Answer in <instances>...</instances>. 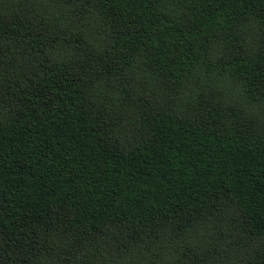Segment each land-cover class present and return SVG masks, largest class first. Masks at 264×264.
<instances>
[{
    "label": "trees",
    "instance_id": "16d2710c",
    "mask_svg": "<svg viewBox=\"0 0 264 264\" xmlns=\"http://www.w3.org/2000/svg\"><path fill=\"white\" fill-rule=\"evenodd\" d=\"M0 264H264V0H0Z\"/></svg>",
    "mask_w": 264,
    "mask_h": 264
}]
</instances>
